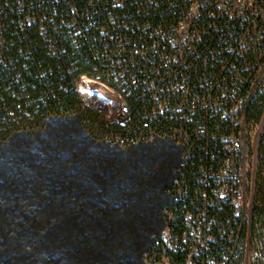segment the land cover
Here are the masks:
<instances>
[{"label":"built area","instance_id":"2783aa9c","mask_svg":"<svg viewBox=\"0 0 264 264\" xmlns=\"http://www.w3.org/2000/svg\"><path fill=\"white\" fill-rule=\"evenodd\" d=\"M262 95L264 0H0L12 131L78 116L112 145L180 147L147 264H225L242 247L247 264Z\"/></svg>","mask_w":264,"mask_h":264},{"label":"crops","instance_id":"0c3cea01","mask_svg":"<svg viewBox=\"0 0 264 264\" xmlns=\"http://www.w3.org/2000/svg\"><path fill=\"white\" fill-rule=\"evenodd\" d=\"M180 158L170 139L122 147L78 116L53 117L0 134V205L57 231L34 264H146Z\"/></svg>","mask_w":264,"mask_h":264},{"label":"trees","instance_id":"16d2710c","mask_svg":"<svg viewBox=\"0 0 264 264\" xmlns=\"http://www.w3.org/2000/svg\"><path fill=\"white\" fill-rule=\"evenodd\" d=\"M253 109L254 118L259 120L264 112V95L255 101ZM92 118L94 120L98 119L97 117ZM10 132L14 131L11 130L8 123L0 116V134L6 135ZM256 161V191L247 264H264V125L256 151ZM46 225L47 224L43 223L41 219L32 220L29 224V227L25 231L28 233L24 234L25 240L23 241L30 244L31 249H35L37 245L39 246L37 242L45 237L46 231L42 227ZM245 252V248L242 247L237 253V256L225 264H246Z\"/></svg>","mask_w":264,"mask_h":264},{"label":"rangeland","instance_id":"374dc122","mask_svg":"<svg viewBox=\"0 0 264 264\" xmlns=\"http://www.w3.org/2000/svg\"><path fill=\"white\" fill-rule=\"evenodd\" d=\"M13 209L0 205V264H34L38 255L48 251L52 237L57 231L43 228L46 231L45 237L37 242L39 246L31 249L30 244L23 241L24 234L28 233L25 231L31 221L38 220L39 216L19 213Z\"/></svg>","mask_w":264,"mask_h":264}]
</instances>
